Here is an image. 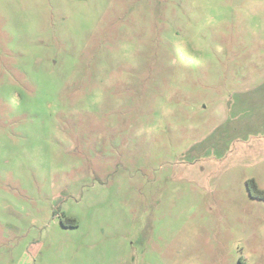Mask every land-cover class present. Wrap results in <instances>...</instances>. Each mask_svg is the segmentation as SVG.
<instances>
[{
    "label": "rangeland",
    "instance_id": "obj_1",
    "mask_svg": "<svg viewBox=\"0 0 264 264\" xmlns=\"http://www.w3.org/2000/svg\"><path fill=\"white\" fill-rule=\"evenodd\" d=\"M261 148L264 0H0V264H264Z\"/></svg>",
    "mask_w": 264,
    "mask_h": 264
},
{
    "label": "trees",
    "instance_id": "obj_2",
    "mask_svg": "<svg viewBox=\"0 0 264 264\" xmlns=\"http://www.w3.org/2000/svg\"><path fill=\"white\" fill-rule=\"evenodd\" d=\"M247 186H248L247 190L251 196L264 198V192L257 188L256 184L254 183V180H249L247 182ZM66 221L68 225H73L71 219H67Z\"/></svg>",
    "mask_w": 264,
    "mask_h": 264
},
{
    "label": "crops",
    "instance_id": "obj_3",
    "mask_svg": "<svg viewBox=\"0 0 264 264\" xmlns=\"http://www.w3.org/2000/svg\"><path fill=\"white\" fill-rule=\"evenodd\" d=\"M257 154H258L260 157H261V156H264V148H263V149H262V148L259 149Z\"/></svg>",
    "mask_w": 264,
    "mask_h": 264
}]
</instances>
